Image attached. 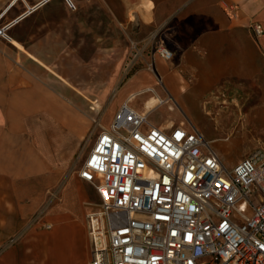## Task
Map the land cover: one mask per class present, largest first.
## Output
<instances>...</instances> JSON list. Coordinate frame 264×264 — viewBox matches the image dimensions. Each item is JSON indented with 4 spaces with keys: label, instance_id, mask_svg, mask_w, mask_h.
Instances as JSON below:
<instances>
[{
    "label": "crops",
    "instance_id": "0c3cea01",
    "mask_svg": "<svg viewBox=\"0 0 264 264\" xmlns=\"http://www.w3.org/2000/svg\"><path fill=\"white\" fill-rule=\"evenodd\" d=\"M40 2L0 0V23L29 13L14 29L35 17ZM118 5L107 3L108 11L134 37L133 62L144 67L118 90L114 112L127 105L142 113L144 101L155 98L154 112L168 124L148 120L153 127L197 132L215 153L220 142L240 141L241 116L264 114V34L253 31L260 26L264 32V0ZM150 35L172 52L170 62L149 46ZM15 49L0 38V264H90L87 216L101 201L79 174L97 139L93 121L34 74Z\"/></svg>",
    "mask_w": 264,
    "mask_h": 264
},
{
    "label": "built area",
    "instance_id": "2783aa9c",
    "mask_svg": "<svg viewBox=\"0 0 264 264\" xmlns=\"http://www.w3.org/2000/svg\"><path fill=\"white\" fill-rule=\"evenodd\" d=\"M14 23L0 38L10 40ZM156 53L173 59L161 44ZM79 176L101 201L87 216L90 264H264V150L228 170L199 133L161 131L125 105Z\"/></svg>",
    "mask_w": 264,
    "mask_h": 264
},
{
    "label": "rangeland",
    "instance_id": "374dc122",
    "mask_svg": "<svg viewBox=\"0 0 264 264\" xmlns=\"http://www.w3.org/2000/svg\"><path fill=\"white\" fill-rule=\"evenodd\" d=\"M110 2L119 7V0H75L77 10L72 11L63 0H54L8 33L9 41L21 46L12 50L18 59L93 121L92 141L101 127L111 124L118 90L144 67L133 62L137 42L123 21L112 18L107 8ZM154 37L149 36V46L156 49ZM151 65L147 67L152 69ZM241 117L240 141L220 142L214 147L228 170L261 149L258 147L264 148V114ZM165 118L161 112H153L148 120L160 126L168 124Z\"/></svg>",
    "mask_w": 264,
    "mask_h": 264
},
{
    "label": "bare ground",
    "instance_id": "6f19581e",
    "mask_svg": "<svg viewBox=\"0 0 264 264\" xmlns=\"http://www.w3.org/2000/svg\"><path fill=\"white\" fill-rule=\"evenodd\" d=\"M11 42H12V44H14V46H16L17 48H21V46L17 43V42H15V41H12L11 40ZM152 91V90H151ZM136 95V94H135ZM133 100V99H132ZM137 100V99H136ZM134 101V100H133ZM129 102V104H130V106H131V103H130V100L128 101ZM157 102H160L159 100H156L155 98H149V99H147V100H145L144 101V104H143V102H142V104H143V111H142V113H139V114H141L142 116H146L147 118H149L150 117V115L155 111V105L157 104ZM164 103V102H163ZM137 112V111H136ZM171 126H173V124L171 123ZM170 126V127H171ZM170 127H168V128H170Z\"/></svg>",
    "mask_w": 264,
    "mask_h": 264
},
{
    "label": "water",
    "instance_id": "95a60500",
    "mask_svg": "<svg viewBox=\"0 0 264 264\" xmlns=\"http://www.w3.org/2000/svg\"><path fill=\"white\" fill-rule=\"evenodd\" d=\"M39 8H36V9H34V10H32V12H34V11H37ZM31 12V13H32ZM29 15V13L28 14H26L24 17H22L21 19H19L17 22H15L14 24H13V26H15L16 24H18L19 22H21L22 20H24L27 16Z\"/></svg>",
    "mask_w": 264,
    "mask_h": 264
}]
</instances>
